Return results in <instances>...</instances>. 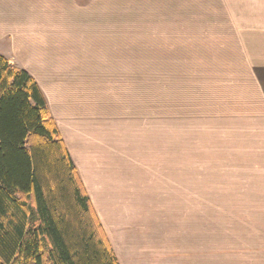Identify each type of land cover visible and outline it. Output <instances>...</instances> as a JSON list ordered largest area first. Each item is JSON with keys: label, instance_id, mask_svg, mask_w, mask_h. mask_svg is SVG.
Listing matches in <instances>:
<instances>
[{"label": "rangeland", "instance_id": "obj_1", "mask_svg": "<svg viewBox=\"0 0 264 264\" xmlns=\"http://www.w3.org/2000/svg\"><path fill=\"white\" fill-rule=\"evenodd\" d=\"M87 40H66V47L75 50L65 54L74 67L65 68L67 76L51 77L55 82L48 79L46 87L65 81L68 91L63 97L69 98L70 108L63 109L55 98L53 115L62 126V121L70 123L75 117V164L109 241L118 244L136 235L138 240H159L167 251L180 247L197 252L206 264H264L263 196L185 197L186 190L201 189L210 194L249 188L254 194H264V180H230L240 175L237 168L242 166L222 162L216 155L226 151L216 148L222 126L198 116L202 94L200 81L190 78L192 70H188L185 94L177 76L183 70L144 67L167 65V54L115 52L120 48L114 45L105 52L103 47L80 42ZM130 48L141 47L122 46ZM155 56L165 61H153ZM125 63L127 68L122 66ZM36 71L39 77L45 74L39 68ZM193 81L198 83L196 92ZM64 128L72 141L71 126ZM240 135L252 137L247 131ZM201 140L210 145L206 147ZM191 203L195 218L185 224L183 212ZM201 208L207 212H200ZM225 209L234 213L218 217ZM233 224L236 229H231ZM179 229L184 232L176 233Z\"/></svg>", "mask_w": 264, "mask_h": 264}, {"label": "crops", "instance_id": "obj_2", "mask_svg": "<svg viewBox=\"0 0 264 264\" xmlns=\"http://www.w3.org/2000/svg\"><path fill=\"white\" fill-rule=\"evenodd\" d=\"M77 37L88 38L80 42L103 47L105 52L106 47L114 45L120 48L115 52L167 54V65L157 63L144 67L183 70L177 76L185 85V94L188 70H192L190 78L199 80L201 87L196 90L198 83L193 81L192 91L199 90V96L202 94L198 116L207 122L210 120L216 127L222 126V137L215 140L216 148L226 151L216 155L222 162L242 166L237 168L242 176H232L230 180H264V0H0V54L36 80L74 163L75 117L70 123L62 121V126L52 111L55 98L63 109L70 108L69 98L63 97L68 91L63 85L65 81L60 80L49 88L46 81L67 76L65 68L74 67L65 54L75 50L66 47L65 42ZM127 45L141 48L122 49ZM70 59L75 61V57ZM153 59L165 61L157 56ZM37 68L45 74L37 76ZM64 126H71L72 141L66 138ZM242 131L252 137L241 136ZM206 141L201 140V144ZM89 147L94 152L93 146L87 144ZM190 191L186 190L185 197H264L250 192L249 188L210 194L207 189ZM186 207L185 224L194 220L191 212L196 210L192 203ZM225 210L219 211L218 217H224L223 212L234 213ZM199 211L207 212V209ZM234 228L237 227L233 224L231 229ZM182 232L179 229L176 233ZM110 241L120 264H206L201 254L183 251L180 247L167 251L159 240H138L135 235L118 244L116 240ZM167 252L172 255H162Z\"/></svg>", "mask_w": 264, "mask_h": 264}, {"label": "trees", "instance_id": "obj_3", "mask_svg": "<svg viewBox=\"0 0 264 264\" xmlns=\"http://www.w3.org/2000/svg\"><path fill=\"white\" fill-rule=\"evenodd\" d=\"M0 264H120L43 91L2 54Z\"/></svg>", "mask_w": 264, "mask_h": 264}]
</instances>
